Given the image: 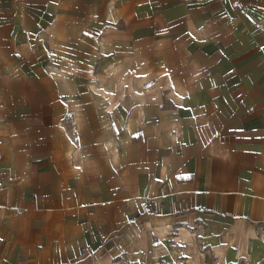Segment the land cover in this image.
<instances>
[{
	"label": "crops",
	"instance_id": "0c3cea01",
	"mask_svg": "<svg viewBox=\"0 0 264 264\" xmlns=\"http://www.w3.org/2000/svg\"><path fill=\"white\" fill-rule=\"evenodd\" d=\"M49 2L0 0V42L14 33L35 44L1 56L23 61L0 79V264H116L180 230H200L220 264H264V0H120L90 19L87 6L73 18L66 0ZM180 26L208 34L207 77L179 78L190 99L152 115L145 96L141 129L87 130L83 116L105 105L86 94L99 73L76 61L77 36L98 34L97 69L112 65L114 89L120 60L144 78L189 74L152 66ZM30 59L32 73L20 67Z\"/></svg>",
	"mask_w": 264,
	"mask_h": 264
},
{
	"label": "rangeland",
	"instance_id": "374dc122",
	"mask_svg": "<svg viewBox=\"0 0 264 264\" xmlns=\"http://www.w3.org/2000/svg\"><path fill=\"white\" fill-rule=\"evenodd\" d=\"M71 5V9L69 12L73 18L78 17L79 14H82V11H78V9L83 10V6H87L90 11L88 12L89 18L93 13H97L99 15H104V18H109L113 10H115L116 6L120 2V0H66ZM61 4L63 0H52V3ZM50 3V2H49ZM50 3V4H52ZM59 4V7H60ZM63 5V4H62ZM58 7V6H57ZM58 7V11H59ZM93 8L97 9V11H92ZM62 9V8H61ZM192 11H187L186 16L182 13L183 10L179 12V18L189 17L188 13ZM202 13V12H201ZM53 14H58L57 11L50 10L48 15L53 17ZM175 14V13H174ZM63 15V13H62ZM93 16H95L93 14ZM169 17V13H168ZM80 18V17H79ZM83 19V17H81ZM77 19H73V23H77ZM96 19V17H94ZM255 21V18H252ZM256 23V21H255ZM15 28H8L9 32H14ZM155 31L157 30L159 33V27H154ZM173 30L174 27L169 30ZM199 31V34L197 32ZM207 29H197L196 33L192 35L191 28H185L184 26H180L178 28V33L175 37V30L173 33L169 34L167 39L169 41L166 47L160 48L159 53L156 54L157 58L153 60V67H165V63H183L186 66V70H190L189 74L185 76L172 75L169 73L166 74H153L150 78L143 77L141 72H137L134 70L138 69L137 63L133 60H129L128 64L123 63L120 60L116 66L118 69L120 68V74L118 75L117 81L118 86L115 84L113 89L111 85V67L105 64L103 70L106 74L101 75V70L97 69V60H100L101 56H107V54L103 53L105 48L97 47L98 34L87 33L86 36L78 37L83 38L85 40L77 39L76 43H73V51L77 53L75 56H81V60L78 59L76 61L81 62V68L86 71H90L91 73L98 71V78H104L105 86L104 88L95 91L94 89L89 90L90 87L95 88V83L97 80H88V83L85 84L86 88L88 87V92L86 94L89 95V100L92 102H96V98L103 100L104 107L96 108L93 112L88 110V113L85 114L82 118L83 125L86 126V129L91 133H102V134H117L120 131H128V130H138L140 126H142V118L145 111L144 101L145 98H151L153 101L151 103L146 104L147 111L152 113V115H158L160 109H165L169 111H175L177 106H181L177 99L189 98L187 94L190 92L182 90H176L177 87H183V81L179 82V78L187 76H195L198 78V82H200L201 78L207 77V74H203V72L207 73L206 62L207 58H202L207 55V47L208 43V34ZM160 34V33H159ZM85 35V34H84ZM4 36H2L3 38ZM261 37V36H259ZM18 38V41H17ZM176 38V40L174 39ZM13 39L14 41H11ZM21 39V40H20ZM20 40V41H19ZM171 40V41H170ZM157 44L160 46V40H157ZM218 45V44H217ZM76 46V47H75ZM225 46V44H224ZM223 44L219 43V50H224ZM252 46H262V43L251 44L249 43V47ZM26 47L29 50H35L34 43L24 42V38L21 36H17L14 33L7 34V42H0V79L2 77V72L5 71L11 66H16V63H21L23 60L21 59H5L2 56V52L5 51L7 54L12 51H22L23 48ZM161 47V46H160ZM168 47V49H167ZM48 48V47H47ZM210 49L215 50V45L211 44ZM161 50L165 56V58L159 57ZM260 50V49H259ZM48 51L53 52L52 47L48 49ZM194 51V56H193ZM261 51V50H260ZM82 53V55H81ZM79 54V55H78ZM109 56V54H108ZM98 57V58H97ZM170 57V58H168ZM106 58V57H105ZM58 62V60H55ZM106 61V60H105ZM84 63V64H83ZM129 65V66H128ZM24 66L25 70H28L29 73L35 68V59H30L29 63L21 64L20 67ZM135 68L134 70L128 71L129 67ZM117 69V70H118ZM193 71V72H192ZM194 73V74H193ZM90 78V77H89ZM131 84L132 86H128ZM145 83V84H144ZM148 83V84H146ZM134 84V85H133ZM175 85V87H173ZM187 92V93H186ZM186 93V96H182ZM146 96V97H145ZM159 100H162L163 107L160 106ZM148 101V100H147ZM146 101V102H147ZM157 102V103H155ZM161 102V101H160ZM164 102L166 105H164ZM101 103V102H100ZM5 109L0 104V134L2 133L3 127V113ZM86 113V111H85ZM129 114L137 115V119L131 121V116ZM128 119L131 122H128ZM141 129V128H140ZM181 233L177 234L175 232L166 235L163 242L157 241L150 251L144 252L141 250L128 251L125 253H121L120 261L116 264H220L221 262L218 258L211 252L206 251V243L202 241V232L200 230H193L192 232L186 230H180ZM175 233V234H174Z\"/></svg>",
	"mask_w": 264,
	"mask_h": 264
},
{
	"label": "snow or ice",
	"instance_id": "6c2138e0",
	"mask_svg": "<svg viewBox=\"0 0 264 264\" xmlns=\"http://www.w3.org/2000/svg\"><path fill=\"white\" fill-rule=\"evenodd\" d=\"M173 87H175V85H173Z\"/></svg>",
	"mask_w": 264,
	"mask_h": 264
}]
</instances>
